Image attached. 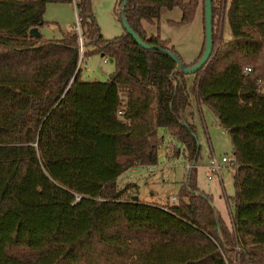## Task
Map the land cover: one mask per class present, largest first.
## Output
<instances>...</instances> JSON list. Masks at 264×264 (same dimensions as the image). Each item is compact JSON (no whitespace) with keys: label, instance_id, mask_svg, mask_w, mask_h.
<instances>
[{"label":"trees","instance_id":"1","mask_svg":"<svg viewBox=\"0 0 264 264\" xmlns=\"http://www.w3.org/2000/svg\"><path fill=\"white\" fill-rule=\"evenodd\" d=\"M50 1L75 5L82 55L114 62L105 81L81 79L75 28L29 34ZM198 5L203 31V0L122 2L134 31L159 46L146 47L126 30L103 37L91 0H0V264H264V0H211V55L184 73L175 58L192 64L203 37L184 63L143 21L177 6L169 22L186 23ZM221 13L229 38L214 20ZM191 95L230 141L229 222L196 183ZM158 127L191 164L173 203L134 200L131 183H116L158 162Z\"/></svg>","mask_w":264,"mask_h":264},{"label":"rangeland","instance_id":"2","mask_svg":"<svg viewBox=\"0 0 264 264\" xmlns=\"http://www.w3.org/2000/svg\"><path fill=\"white\" fill-rule=\"evenodd\" d=\"M122 2L123 0H91L92 12L103 37L110 38L125 32L121 15ZM179 17L180 10L177 6L171 8L162 6L158 20L154 23L143 21V24L149 34L155 33L158 27L163 38H170L181 61L188 63L196 57L200 49L203 37L202 8L200 5L195 8L189 22L175 24L169 22L170 19L177 20ZM43 20L44 22L40 25L42 36L48 39L59 38L62 31L70 29L76 22L75 5L70 2L50 1L46 4ZM214 20L217 26L220 22L222 38H229L231 34L225 15L222 13L218 17L215 15ZM84 43L83 40L79 44L81 79L105 81L115 68L114 62L101 53L82 55L85 49ZM261 90L264 91V78L261 81ZM201 108L205 112L204 122L198 114L193 118L195 136L199 145V156L195 162L196 183L200 189L211 194L212 204L225 221L229 222L228 213L232 207L227 200L234 190L232 163L228 160L220 162L218 174L211 175L209 178L206 176L205 164L207 165L210 155L215 156L218 161L221 155L229 157L231 145L227 133L216 124L214 115L206 107L201 105ZM157 131L161 137V143L158 150V162L153 170H148L144 165L135 166L134 172L128 168L116 177V183L118 186L131 183L129 190L136 191L139 199L166 203L184 180L190 163L181 153L173 156L172 147L175 142L164 127H158Z\"/></svg>","mask_w":264,"mask_h":264},{"label":"water","instance_id":"3","mask_svg":"<svg viewBox=\"0 0 264 264\" xmlns=\"http://www.w3.org/2000/svg\"><path fill=\"white\" fill-rule=\"evenodd\" d=\"M125 3V0L123 1V4ZM122 12V22L123 25L136 40L138 43L142 44L146 47H159L152 45L150 43L145 42L135 31L134 29L129 25L128 21L125 18V15L123 13V8H121ZM211 0H203V49L199 55V57L190 65H182V63L176 59V68H180L184 73H192L202 65H204L207 60L209 59L211 52H212V39H211V32H212V23H211ZM29 34L32 36H37L40 34V31L38 30L37 26L31 27L29 29ZM170 52V51H169ZM173 55V52H170ZM174 56V55H173ZM111 60V59H109ZM176 146H179V142H176ZM132 199L137 200L138 195L134 194L132 195Z\"/></svg>","mask_w":264,"mask_h":264},{"label":"built area","instance_id":"4","mask_svg":"<svg viewBox=\"0 0 264 264\" xmlns=\"http://www.w3.org/2000/svg\"><path fill=\"white\" fill-rule=\"evenodd\" d=\"M79 21H80V17L79 15L77 14V11H76V22L75 24L73 25V28H75L79 34V40H80V43H82V39H81V28H80V25H79ZM244 70L247 71L249 70V67L245 66L244 67ZM259 82L257 81V84ZM229 161L228 157L225 156V155H221L220 158H219V161L217 160V158L213 155H210L209 159H208V163L206 165V176L209 178L211 175H214V174H218L219 172V167H220V162H225V161ZM148 170H153L155 164H145L144 165ZM191 166V164H190ZM172 200L175 201V197L173 196L172 197ZM226 264H229V263H226Z\"/></svg>","mask_w":264,"mask_h":264},{"label":"crops","instance_id":"5","mask_svg":"<svg viewBox=\"0 0 264 264\" xmlns=\"http://www.w3.org/2000/svg\"><path fill=\"white\" fill-rule=\"evenodd\" d=\"M72 27V26H71ZM38 30L40 31V27H38ZM190 103H191V106H192V109H193V118L195 117V115L196 114H198L199 116H200V118H201V120L204 122V115H205V112H204V110H203V108H201V105H199L198 104V102H197V100L194 98V96H190ZM215 122H216V118H215ZM217 124V123H216ZM224 130V129H223ZM228 159H229V157H228ZM205 166H206V164H205ZM129 170L130 171H132V172H134V171H136V167L134 168V167H131V168H129ZM198 186V185H197ZM207 193V192H206ZM208 194H210V193H208ZM174 196V194L173 195H171V197H170V199H168V203H173V200H172V197ZM210 196H211V194H210ZM141 200H143V199H141ZM143 201H145V200H143ZM149 202H151V201H149ZM211 204H212V199H211ZM227 202H230V205H231V207H232V203H231V201H230V197H229V200H227ZM167 203V202H166ZM213 205V204H212ZM229 205V206H230ZM214 206V205H213ZM215 208V207H214ZM215 210L218 212V214L220 215V213H219V211L215 208ZM221 216V215H220ZM229 216H230V211H229V213H228V218H229ZM222 217V216H221ZM223 218V217H222ZM224 219V218H223ZM225 220V219H224Z\"/></svg>","mask_w":264,"mask_h":264}]
</instances>
